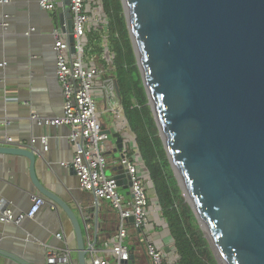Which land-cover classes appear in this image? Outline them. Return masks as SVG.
Masks as SVG:
<instances>
[{
  "label": "water",
  "instance_id": "obj_1",
  "mask_svg": "<svg viewBox=\"0 0 264 264\" xmlns=\"http://www.w3.org/2000/svg\"><path fill=\"white\" fill-rule=\"evenodd\" d=\"M121 4L168 161L214 258L220 264L211 239L226 264H264V0ZM72 24L70 17V52ZM104 131L120 149L121 136L113 128ZM36 152L35 143L0 144L1 154L29 160L36 194L61 208L73 226L72 264H88L76 216L37 179ZM119 169L117 184L127 188L126 171ZM94 220L97 226L96 212ZM0 255L16 259L1 249ZM132 263L130 254L122 264Z\"/></svg>",
  "mask_w": 264,
  "mask_h": 264
},
{
  "label": "crops",
  "instance_id": "obj_2",
  "mask_svg": "<svg viewBox=\"0 0 264 264\" xmlns=\"http://www.w3.org/2000/svg\"><path fill=\"white\" fill-rule=\"evenodd\" d=\"M70 17L67 0H57L55 9L51 11L42 10L38 0H11L0 5V59L7 61L6 66L0 67V144H4L6 136L23 145H28L32 138L36 139L35 146L39 152H36L34 170L37 179L71 208L80 224L85 247L89 238L100 248L107 238L117 232L120 222L118 213L103 201L107 204L105 209L115 215L113 229L109 231L110 223L100 202L97 205L94 196L79 187L77 176L60 164L70 162L74 155L72 143L68 140L70 128L66 125H40L31 117L32 114L40 118L62 115L63 97L55 76L52 31L66 28ZM3 21L7 23L6 27H2ZM32 27L34 30H31ZM102 100L98 101L102 128L114 129V118L108 126L105 124L110 108L109 101ZM42 136L47 137V150L40 141ZM112 138L109 135L104 146L107 159L105 173L107 169L111 171L108 176L122 172L118 164L121 148L116 150L115 139ZM107 152L109 155H106ZM15 162L18 163L14 168ZM128 188L120 187L125 191V194L122 193L125 200L131 198ZM36 193L29 176V160L20 156L17 161L13 156L0 153V203H5L17 214L29 208L30 196ZM86 224L90 225L87 230ZM126 229L125 244L133 255L132 264H152L146 251V240L164 251L166 261L174 256L172 240L161 217L148 227V234H145V229H136L129 220L126 221ZM56 233H61L63 239H58ZM65 246L75 258L73 226L67 214L53 204L45 202L33 218H24L20 224L0 221V249L16 258L0 255V264H46L49 247L61 250Z\"/></svg>",
  "mask_w": 264,
  "mask_h": 264
},
{
  "label": "built area",
  "instance_id": "obj_3",
  "mask_svg": "<svg viewBox=\"0 0 264 264\" xmlns=\"http://www.w3.org/2000/svg\"><path fill=\"white\" fill-rule=\"evenodd\" d=\"M10 1L0 0V5L8 4ZM68 2L73 19L74 52L69 50L70 45L65 27L52 31V48L56 56L55 76L63 97L62 115L40 118L32 114L31 117L40 125H66L70 128L68 140L72 143L74 155L70 162L60 164L73 169L79 187L91 193L97 205L100 201H106L119 215L120 222L117 232L107 238L100 248H97L88 238L87 263L122 264L130 257L129 248L125 244L126 221L132 218L133 226L136 229H145V234H148V227L160 220V217L155 218L156 211L160 216V207L155 194L149 193L148 182L150 180L143 162L140 159L139 161L134 159L135 154L133 153L139 154L135 136L130 131L123 114L116 84L110 74V69L113 68L114 53L109 45L108 22L103 11L102 0H68ZM56 4L57 0H38V6L42 10H54ZM4 17L8 18L7 15ZM6 26L7 23L3 21L2 27ZM31 30L34 28L32 27ZM90 32L98 37L100 52L96 51L94 45L89 42ZM6 64L7 61L1 58L0 67ZM104 98L109 101L110 110L115 112L114 129L122 138L118 164L126 171L130 200H125V197L119 193L120 186L117 184L115 175L108 176L105 173L107 159L104 146L109 135L102 128L97 110L99 99ZM40 141L44 150H47V137L42 136ZM35 142V138L30 140L31 144ZM4 144L18 145L19 143L12 137L6 136ZM130 144L134 146V149L130 148ZM30 200L29 208L17 214L5 203H0V221L20 224L24 218H33L46 201L38 194H32ZM89 226L85 225L86 230ZM56 237L63 239L61 233H56ZM146 251L152 264H170L177 258L174 250L172 259L166 261L164 251L150 240H146ZM46 264H72L68 247H62L61 250L49 247L46 253Z\"/></svg>",
  "mask_w": 264,
  "mask_h": 264
},
{
  "label": "trees",
  "instance_id": "obj_4",
  "mask_svg": "<svg viewBox=\"0 0 264 264\" xmlns=\"http://www.w3.org/2000/svg\"><path fill=\"white\" fill-rule=\"evenodd\" d=\"M108 22V39L114 53V78L120 105L135 136L138 157L143 162L160 207V217L172 240L177 258L170 264H218L193 213L180 194L158 133L123 14L121 0H102ZM89 42L100 52L99 39L92 32Z\"/></svg>",
  "mask_w": 264,
  "mask_h": 264
},
{
  "label": "rangeland",
  "instance_id": "obj_5",
  "mask_svg": "<svg viewBox=\"0 0 264 264\" xmlns=\"http://www.w3.org/2000/svg\"><path fill=\"white\" fill-rule=\"evenodd\" d=\"M103 101L102 99H99V101ZM99 109H101V107H100V105H98L97 104V110H99ZM114 116H115V112L114 111H111L110 110V112L109 113H107L106 114V116H105V119H106V122H105V124H107V126L110 124V122L111 121H113V118H114ZM112 140H113V138H112ZM110 144H111V142H109ZM130 148L131 149H134V146L132 145V144H130ZM133 154H135V156H134V159H136V160H138L139 161V157H138V154L137 153H133ZM106 155H109V153L107 152L106 153ZM170 169H171V166H170ZM171 171H172V169H171ZM108 173H111V171H110V169H107V175H108ZM142 174H144V173H142ZM172 174H173V177H174V179H175V181H176V184L178 185V181H177V179H176V177H175V175H174V173H173V171H172ZM148 188H149V190L151 191V193H153L154 194V188H153V184H152V182L151 181H149L148 182ZM180 189V188H179ZM119 193H123V194H125V191H123V190H119ZM180 194H181V196H183L182 195V191H181V189H180ZM156 199V198H155ZM153 199H151V201H152ZM156 202V201H155ZM158 204V203H157ZM100 205H101V208L103 209V211L107 214V220H108V222L110 223V225H109V231L111 230V229H113V222H114V220H115V215L109 210V209H105L106 207H107V204L105 203V202H103V201H100ZM193 213V212H192ZM193 216H194V214H193ZM195 217V216H194ZM155 218L156 219H158L159 218V213L156 211L155 212ZM196 219V218H195ZM197 221V220H196ZM198 223V222H197ZM199 226V225H198ZM127 241H128V239H127Z\"/></svg>",
  "mask_w": 264,
  "mask_h": 264
},
{
  "label": "bare ground",
  "instance_id": "obj_6",
  "mask_svg": "<svg viewBox=\"0 0 264 264\" xmlns=\"http://www.w3.org/2000/svg\"><path fill=\"white\" fill-rule=\"evenodd\" d=\"M178 175H179V174H178ZM186 194H187L188 199L191 200V197H190V195L187 193V191H186ZM191 201H192V200H191ZM192 202H193V201H192ZM204 228L206 229V232L208 233V229L206 228L205 224H204ZM211 243H212L213 251H214V253L216 254V256H217V258H218L220 264H226V263L224 262V260L222 259L221 255H220V253H219V251H218V249H217V247H216V245L214 244V242H213L212 239H211Z\"/></svg>",
  "mask_w": 264,
  "mask_h": 264
}]
</instances>
